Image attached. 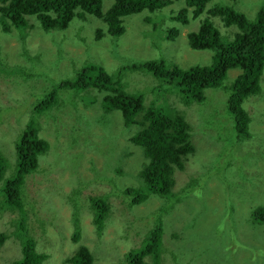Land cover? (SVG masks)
Here are the masks:
<instances>
[{
  "label": "rangeland",
  "instance_id": "1",
  "mask_svg": "<svg viewBox=\"0 0 264 264\" xmlns=\"http://www.w3.org/2000/svg\"><path fill=\"white\" fill-rule=\"evenodd\" d=\"M262 4L263 0H211L207 7L229 5L244 13L252 21ZM110 5L111 1L105 0V8ZM182 6L184 2L180 1L157 13L144 10L129 15L124 18L126 33L115 38L106 34L99 38L96 34V26L103 28V25L101 22L97 24L92 22L93 17H88L86 22L73 20L65 31L55 30L49 33L42 31L40 24L31 18L30 23L34 27L28 30L27 36L18 29H13L10 33L5 32L0 25V57L5 56V63L9 65H14V62L27 64L30 59L22 53V50L28 48L32 54H37L41 59L46 60L49 68L56 69L49 76L58 77L66 69L67 72L62 76L66 78L74 77L76 70L82 67L88 57L94 59L91 62L104 66L110 74H115L121 67L134 62L157 59L165 60L168 65H178L183 69L195 65H211L213 52L192 50L187 38L189 33L198 30L206 14L197 19H190L186 25L173 23L178 29V35L172 42L173 48L165 50L166 47L161 44L160 34H165L163 29L171 24L169 17ZM159 14L164 16L162 21L157 19ZM145 16H150L154 23L158 21V29L155 31L157 44L140 32L139 26L146 23L140 18ZM211 21L225 42L233 40L234 35L239 32L237 26L226 27L220 17H212ZM157 45L162 46L159 57L153 55L158 54ZM32 65L30 63L26 67ZM240 73V69L229 70L221 88L208 89L206 102L203 105L195 104L192 110L190 108L188 110L192 113L196 127L199 128L197 137H194L197 141V152L188 158L185 170L177 172L173 191L182 192L192 178H198L202 191L201 195L197 196L193 191L196 185H192L190 192L183 190L182 196L174 201L176 207L172 216H177L169 223H164L163 243L174 251L175 264L179 254L199 255L200 264L205 259L204 264H264V223L252 220L253 211L264 202V70L260 93L249 97L244 103V108L251 117L250 139L246 143H241L231 129H226L224 122H219V119L225 121V115H228L225 105L228 90L224 89L229 88ZM7 75L10 76L7 77L0 71V151L3 159L7 160V166L12 163L11 170H13L17 159L18 138L25 129L34 106L41 97H44L52 82L47 87H43L45 79L38 74L35 77H25L17 73H7ZM122 79L126 87L128 84L137 88L152 86L145 89L154 88L159 99H165L168 94L179 91L146 71L125 72ZM90 91L97 96L95 104L93 102L90 107L86 108L84 102H91V99L86 96V92H81L76 95L81 99L77 100L78 111L73 109L72 116L68 114L67 109L63 111L64 108L60 107L39 118V134L49 141L50 150L49 154L43 157L38 171L32 172L27 177L25 185L27 192L24 198L29 212V233L36 242L37 251L48 255L44 264H69L67 259L76 253L80 245L87 246L98 257L92 264H127L126 253L132 247L141 246L142 233L145 234L152 223L154 224L153 213L165 201L163 198L152 196L146 203L129 208L119 195L110 194L113 188L104 179L115 175L117 162L115 158L109 157L112 155L102 154L101 142L109 153L113 148V153L118 156L128 155L132 150L138 154L142 151L137 150L129 141L136 128L124 127L120 112L113 114L109 112L108 114L111 115L105 116L101 105L103 93L97 89ZM70 93L73 94L74 91ZM170 98L174 100L177 97L172 95ZM69 101L71 102L67 100V105H71ZM78 114L83 118L78 120L76 116ZM37 119L38 116L36 121ZM76 135L77 138L74 139ZM230 149L235 151L229 153ZM219 155H234V157L248 155L250 160L252 157V165L248 159H243L239 167L249 176L250 171L255 172L262 167L259 172L261 185L255 183L256 187H254L250 182L249 185L241 188L236 187L234 191L229 190L225 185L223 187L210 168L216 163V157L218 158ZM254 157L258 162H255ZM146 160L144 155L130 154L129 158L125 157L122 162L129 173L116 179L118 186L140 185L142 181L138 170ZM219 161L223 163L222 160ZM243 172L241 174L244 176ZM82 185L84 188L78 201L85 207L78 215L81 231L79 241L75 242L72 239L75 233V210L71 195L74 189ZM107 194L111 213L102 238L99 239L94 224V214L88 208L87 198ZM199 203L206 213L211 215L206 237H204L205 230L197 231L193 228L194 215L187 213V206H192L191 210L196 212L194 206ZM18 214L15 210L0 208V233H5L8 237L0 243V264H15L23 257L21 236L16 234L18 228L12 225V222L19 217ZM135 219L136 223H134ZM215 223L220 229L216 233L219 244L229 247L232 240L237 244L233 247L235 248L233 253L237 256L231 257L228 254L227 260H221L222 256L213 255L215 242L211 241L210 237L216 232ZM206 225L207 222L203 220L198 228L203 229ZM180 229L183 230L182 233ZM177 231L184 236V239L180 240L174 234ZM206 242L207 245L209 242V248L205 247ZM190 249H197L198 253H191ZM188 259L184 255L178 264H196L192 261L188 263ZM145 264H153L151 258L146 257Z\"/></svg>",
  "mask_w": 264,
  "mask_h": 264
},
{
  "label": "trees",
  "instance_id": "2",
  "mask_svg": "<svg viewBox=\"0 0 264 264\" xmlns=\"http://www.w3.org/2000/svg\"><path fill=\"white\" fill-rule=\"evenodd\" d=\"M110 1L111 5L105 8V0H0V25L5 32L10 33L13 29H18L25 32L27 36L29 34L28 30L34 27L30 23L31 18L40 24L42 31L49 33L55 30L64 31L69 27L73 19L86 22L88 17L91 16L93 17L92 22L96 24L101 22L103 28H105L96 26V34L99 38L105 34L115 38L126 33L125 17L141 13L144 10H148L150 13H157L163 8L183 1L184 6L180 7L169 17L171 24L166 29H163L165 34H160L161 44L166 47L165 50L173 48L171 47L172 42L178 35V29L173 26V23L179 22L186 25L190 19H197L206 14L207 16L201 21L198 30L189 33L187 38L192 50L212 51L213 62L208 66L195 65L183 69L178 65H168L162 59L146 60L125 65L115 74H110L105 70L104 66L91 62L94 59L88 57L85 60L86 62H83L82 67L76 70L74 77L66 78L62 77L67 72L66 69L58 77L49 76L56 69L49 68L46 60L41 59L37 54H32L28 48L22 50V53L30 59L27 64L14 62V65H9L5 63V56L3 58L0 57V71L6 74L7 77L10 76L7 73H17L25 77H35L38 74L45 79L42 84L43 87H47L52 82L51 86H48V91L44 97H41L34 106L32 115L18 138L19 142L16 145L17 159L13 170H11L12 163L10 162L7 166V160L3 159L4 157L0 151V208L15 210L19 213V217L12 222V225L18 228L16 234L21 236L23 257L21 260L16 261L15 264H44L46 258H48L47 254L37 251L36 242L29 233L28 224L30 219L24 198L27 192L25 185L27 177L32 172L38 171L43 157L49 154L50 150L49 141L39 134V118L43 114L53 112L60 107L64 108L63 111L67 109L69 111L68 114L72 116L73 109L78 111L77 106L79 103L77 100H81L76 96L78 93L86 92V96L91 99V102L88 103L83 101L87 108L93 102L95 104L97 98L95 94L91 93L90 89H97L103 93L101 105L105 116L120 112L124 120V127L134 126L136 128L129 141L133 143L137 150L142 151L140 154L132 150L128 155L118 156L113 153V148L110 149L109 153L108 149L102 146L103 142L100 144L102 154L112 155L109 157L115 158L117 162L115 175L104 179L113 188L110 194L113 196L119 195L129 208L146 203L152 196L165 200L153 213L154 224L152 223L151 228L145 234L142 233L141 246L139 248L132 247L126 253L125 261L127 264H145L146 257L151 258L153 264L174 263V251L163 243L164 223H169L172 218L177 216H172L176 207L174 201L182 196L183 190L184 192H190L192 185H196L193 191L197 196L201 195L202 191L198 178H192L189 185L183 188L182 192L175 193L173 191L177 172L185 170L188 158L197 152V141L194 137H197L195 132L199 128L193 125L192 113L187 111V109L190 108L192 110V106L195 104L203 105L207 100L206 91L208 89L221 88L231 69H240L241 73L229 88L224 89L228 90V97L225 101L228 115H225V121L219 119V122H224L226 129H231L241 143H246L251 137L249 127L251 117L244 108V103L249 97L257 95L261 91L260 82L264 70V0L256 18L252 21L244 13L229 5H214L208 8L207 5L211 0ZM157 16V19L161 21L164 19V16H160V14ZM212 17H220L226 27H238L239 32L234 35L233 40L229 42L223 40L221 33L211 21ZM140 20L146 22L139 26L140 32L147 35L157 44L155 31L158 29V21L154 23L150 16L141 17ZM161 48V45H157L158 54H152L155 57H159ZM30 63L33 65L26 67ZM141 71L148 72L156 79L168 85L170 84L179 91L168 94L165 99H159L155 94L154 88L145 89L152 86L137 88L128 84L127 88L122 75L125 72L140 73ZM71 91H74V93L71 94ZM170 95H175L177 98L170 102ZM67 100H71V102L69 101L71 105H67ZM109 112L112 113L108 114ZM36 116H38L37 121ZM76 116H78V120L83 118L79 114ZM88 135L92 136L90 133ZM76 138L77 135L74 139ZM231 151L235 150L230 149L229 153ZM130 154L144 155L147 159L141 169L138 170V175L142 182L136 186L124 184V187H119L116 179L129 173L125 169L126 165L122 160L125 157L129 158ZM235 156L219 155L218 158L223 163H220L216 157V163L210 167L212 173L217 175V179L222 183L223 187L225 185L226 188L234 191L236 187L241 188L249 185L250 182L254 184V187H256L255 183L261 185L259 172L262 167L258 171H250V177L248 173L241 171L240 165L243 159H248L252 165V157L250 160L248 155L245 157L244 155ZM254 158L255 162H258V159ZM241 172L244 173V176ZM83 186L74 189L75 191L71 195L72 206L75 210V233L72 239L75 242L79 241L81 231L78 215L81 213L82 208L85 207L78 201L84 188ZM186 195L188 194L186 193ZM108 196V194L96 195L87 198L89 200L88 208L94 214V224L99 239L102 238L107 219L111 213ZM199 205L194 206L197 209L196 212L191 210L192 206H187V213L194 215L195 223L193 228L197 229V231L205 230L204 237H206L208 223L211 222V215L206 213L200 203ZM203 220L207 222V225L203 229H199L198 226ZM252 220L257 223H264V202H261L255 208L252 213ZM134 223H136V219ZM215 230L216 232H213L210 237L211 241L215 242L213 255L222 256L221 260H227L228 254L231 257L237 256L236 253H233L235 250L233 247L237 244L231 240L229 247L222 246L223 244L218 242L216 233L220 229L216 226V223ZM180 232L182 233L183 230L180 229ZM181 233L178 231L174 232L180 240L184 239ZM6 237L5 233H0V243L4 238H8ZM205 247L209 248V242L208 245L206 242ZM190 252L198 253L197 249H190ZM184 255L189 258L188 263L192 261L200 264L199 255L179 254L178 261L184 258ZM97 258L87 246L80 245L76 253L67 259V263L92 264ZM178 261L176 264H178Z\"/></svg>",
  "mask_w": 264,
  "mask_h": 264
},
{
  "label": "flooded vegetation",
  "instance_id": "3",
  "mask_svg": "<svg viewBox=\"0 0 264 264\" xmlns=\"http://www.w3.org/2000/svg\"><path fill=\"white\" fill-rule=\"evenodd\" d=\"M170 96H172V95H170ZM169 101H170V102L172 101L170 97H169ZM188 110H189V108L187 109V111H188ZM191 119H192V116H191ZM193 125L196 126V124H195L194 122H193ZM196 133H197V132H195V135H196ZM185 168H186V167H185Z\"/></svg>",
  "mask_w": 264,
  "mask_h": 264
},
{
  "label": "clouds",
  "instance_id": "4",
  "mask_svg": "<svg viewBox=\"0 0 264 264\" xmlns=\"http://www.w3.org/2000/svg\"><path fill=\"white\" fill-rule=\"evenodd\" d=\"M90 17H91V16H90ZM73 20H75V19H73ZM76 20H77V19H76ZM69 26H70V25H69ZM68 28H69V27H68ZM68 28H67V29H68ZM65 30H66V29H65ZM65 30H64V31H65Z\"/></svg>",
  "mask_w": 264,
  "mask_h": 264
},
{
  "label": "bare ground",
  "instance_id": "5",
  "mask_svg": "<svg viewBox=\"0 0 264 264\" xmlns=\"http://www.w3.org/2000/svg\"><path fill=\"white\" fill-rule=\"evenodd\" d=\"M133 198V197H132ZM131 203V202H130Z\"/></svg>",
  "mask_w": 264,
  "mask_h": 264
}]
</instances>
